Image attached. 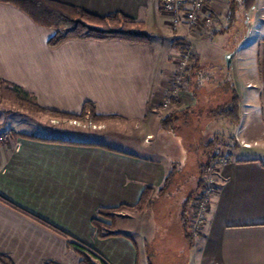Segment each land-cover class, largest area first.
<instances>
[{
  "label": "crops",
  "instance_id": "0c3cea01",
  "mask_svg": "<svg viewBox=\"0 0 264 264\" xmlns=\"http://www.w3.org/2000/svg\"><path fill=\"white\" fill-rule=\"evenodd\" d=\"M53 1L98 17L123 15L141 23L154 40L149 46L70 40L50 49L47 41L53 31L0 3V79L32 96L40 110L79 115L83 105L91 103L96 115L111 117L98 131L113 122L136 124L143 139L130 140L133 134L127 128L123 139L107 143L66 140L55 127L51 132L58 134L49 133L51 137L7 130L12 137L0 147V197L66 237L0 201V258L11 264H80L70 247L75 243L91 249L105 264H146V248L150 249L146 239L138 243L127 229L117 226L115 230L128 237L99 239L92 221L100 209L133 207L144 188L162 187L172 167L137 155L136 150L146 151L154 130L161 128L162 116L155 113H161L173 85L179 53L173 40L193 48V40L201 37L187 28L173 33L160 0ZM216 2L210 1L207 8L213 17L218 13ZM254 7L263 10L264 0H255ZM235 58L227 81L240 98L239 123L229 134L235 137L238 132V148L232 151V162L216 173L219 187L210 200L204 228L190 248L184 247L187 264H264V38L258 43L257 78L240 82ZM192 76V87L186 84L179 101L169 108L197 107L193 88L204 87L195 86ZM172 225V233L179 235ZM157 256L163 264L174 263Z\"/></svg>",
  "mask_w": 264,
  "mask_h": 264
},
{
  "label": "rangeland",
  "instance_id": "374dc122",
  "mask_svg": "<svg viewBox=\"0 0 264 264\" xmlns=\"http://www.w3.org/2000/svg\"><path fill=\"white\" fill-rule=\"evenodd\" d=\"M217 1L218 13L214 15V31L209 35L200 36L198 34L201 38L193 40V48L187 50L186 46L188 45L185 44V50L179 52L176 58L177 67L181 58L188 51L197 56L198 66L192 77L195 86L203 83L202 87H204L201 91L193 88V92L198 99L197 107L189 109L193 111V114L187 117L185 121H183L184 117L181 116L182 112L180 113L181 110L185 109H181L178 112L176 109L169 108L170 105L168 108L162 107L161 113L158 111L155 115L165 118L167 115L174 114V117H179L180 121L174 125L177 130L154 128V139L151 140L149 148L145 149L146 151L136 150V152L138 151L137 155L158 159L167 163L170 168L175 169L173 182L169 186L167 193L158 198L156 197L155 206H152L142 216L131 214L129 211H126V213L122 211L115 218V226L127 229L129 235L136 242L140 241V238L146 239V246L148 245L150 249L154 245L158 247L161 244V238L170 231L171 233L173 232L172 224L175 225V222L178 221L174 215L180 214L184 201L196 189L197 177H199L197 168L203 163L207 164L210 161L209 157L216 158L217 153H227L229 151L230 154L233 153L232 144L229 141L232 138L229 134L234 132L235 126L232 127L228 121L222 119L212 121L208 118V113L211 109L226 105L231 99V83L227 81V77L232 65V59L229 68H227L228 56L232 53L234 54L233 57L236 56V67L234 70L240 82L257 78L259 72L257 62L258 43L264 38V9L261 10L259 7H254L247 16H242L239 13L234 25H231L228 24V6L223 4L224 0ZM173 33L175 32L173 31ZM176 33H179V31ZM152 38L154 40V37ZM189 82L190 74L189 80L181 86V89L186 87V84L190 87ZM167 98H169V95ZM107 121H94L89 116L81 120L54 117L38 109L32 96L23 97L13 93L5 85L0 87V132L11 133L7 130L12 129L17 132H28L42 137H51L55 133L51 132V129L55 127L59 130L58 133L62 134L61 137L66 140L88 141L90 139L95 142L103 141L107 143L110 140L123 139L122 131L127 128L133 134H129L131 135L129 137L130 140L139 141L143 139L141 129L136 124L113 122L107 124L106 130L98 131V128ZM218 130L221 134L215 135ZM94 131L98 132L95 137L91 135ZM226 131H229V133H226ZM222 133L226 134L223 136ZM236 137L239 138L238 132L235 134L234 140H236ZM147 139L146 141H148ZM211 140H213V148L210 150L206 149V145ZM234 143L236 150L238 148L237 143L236 141ZM120 149L126 148L121 147ZM231 155V158H233V154ZM214 163L215 161L211 163V166L215 165ZM221 167L223 166L217 167V171ZM216 173L214 169L204 176L202 195L209 176L214 178L219 187ZM211 198L207 202V208ZM123 214L127 215L123 217ZM154 228L156 229L155 233L152 232ZM168 230L169 232H167ZM151 237L154 238L151 239ZM170 237L172 238V234H170ZM157 257L153 260L156 264L158 262ZM187 261L188 258L182 256L179 259V264H187Z\"/></svg>",
  "mask_w": 264,
  "mask_h": 264
},
{
  "label": "trees",
  "instance_id": "16d2710c",
  "mask_svg": "<svg viewBox=\"0 0 264 264\" xmlns=\"http://www.w3.org/2000/svg\"><path fill=\"white\" fill-rule=\"evenodd\" d=\"M0 3L9 4L15 7L24 13L35 25L53 31V35L47 41V45L50 49L58 48L64 42L70 40L98 42L116 41L144 46L151 45L153 41L152 36L142 30L143 26L141 23L120 14H112L107 17H98L81 9L70 7L53 0H0ZM226 3L228 6V24L231 25H234L236 17L239 13H241L242 16H247L255 6V0H226ZM211 17L215 22V17ZM172 45L177 50H179V52L185 50V44H182L180 40H173ZM197 66V56L192 53L189 58L190 75H193ZM2 85L9 87V90L13 93L22 95L23 97L29 96V94L24 92L21 88L0 79V87ZM230 94V101L226 105L211 109L208 113V118L212 121H218L221 119L228 121L229 125L233 127L239 123L240 98L235 89L232 87L230 89ZM169 105L173 107L176 105V102L170 99ZM41 111L54 117L72 120H81L86 116H89V118L94 121H104L111 119V117L96 115L94 106L91 103H85L79 115H69L47 110ZM180 113L181 116L184 117L183 121H185L187 117L193 114V111L185 109L181 110ZM179 121L180 118L174 117V114L167 115L165 118L161 119L160 127L163 130H177L174 128V125ZM18 136L27 139L47 141L50 143L65 142L61 138L42 139L31 135ZM230 137L232 138L229 140L232 144L231 149L232 151H235L236 146L234 143V137ZM213 146V140H211L205 148L210 150L213 148ZM209 158L210 161H208L207 164L203 163L197 168L199 177H197L196 189L192 191L184 201L180 214L174 215L176 220H178L175 222V229L180 230L181 233L178 235V232L175 230L174 233H170V231L164 235L165 238L161 240V244L158 247L154 245V247L152 246L151 249L146 248V264H156L153 262V260L157 255L161 257H167L169 260L174 261V263L177 262L179 264V259L182 256H185L184 247L186 246L190 248L193 245L194 239L196 238V235L192 230V220L195 213L194 203L200 201L202 198V191L204 187L203 178L210 172L211 163L215 161V157ZM174 177L175 169H171L166 176L162 187L157 189L152 187L144 188L138 202L133 207H119L112 210H98L96 213L97 218L92 221L96 236L99 239L117 236L128 237L124 232L115 230V218L117 215L122 211H129L137 215H142L144 212L151 209L152 206H155L154 203L158 197L167 193ZM0 201L19 211L20 213L31 217L35 221L50 228L54 232L66 237V235H64L61 231L14 206L4 198L0 197ZM101 220L109 221V224H103ZM170 234H172V238L170 237ZM70 247H72V250L80 257V264H105L91 249H88L85 246L73 243L70 244ZM156 259L158 260L157 264H163V259H160L159 257ZM0 263L11 264L5 258H0Z\"/></svg>",
  "mask_w": 264,
  "mask_h": 264
},
{
  "label": "built area",
  "instance_id": "2783aa9c",
  "mask_svg": "<svg viewBox=\"0 0 264 264\" xmlns=\"http://www.w3.org/2000/svg\"><path fill=\"white\" fill-rule=\"evenodd\" d=\"M212 0H160V10L168 18L170 29L177 32L181 28H187L197 34H211L214 31V20L207 10ZM187 50L191 46H186ZM190 51L186 53L178 63L173 75V89L170 91L169 98L163 103L164 108H168L170 99L176 103L179 101L181 86L189 80V58ZM12 135L9 132H0V147L7 144ZM237 140V137L235 138ZM232 154V153H231ZM230 151L227 153H217L215 165L210 167V171L217 172V167L225 166L232 162ZM217 165V167H216ZM207 184L200 201L195 203V213L192 220V230L197 234L204 228L208 213L207 202L218 189V184L212 176L206 180Z\"/></svg>",
  "mask_w": 264,
  "mask_h": 264
},
{
  "label": "water",
  "instance_id": "95a60500",
  "mask_svg": "<svg viewBox=\"0 0 264 264\" xmlns=\"http://www.w3.org/2000/svg\"><path fill=\"white\" fill-rule=\"evenodd\" d=\"M233 53L231 54V55H229L228 56V58H227V68H229V66H230V61H231V59L233 58Z\"/></svg>",
  "mask_w": 264,
  "mask_h": 264
}]
</instances>
